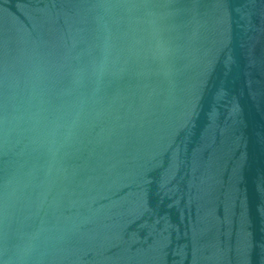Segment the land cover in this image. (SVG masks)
I'll use <instances>...</instances> for the list:
<instances>
[{
  "label": "water",
  "instance_id": "water-1",
  "mask_svg": "<svg viewBox=\"0 0 264 264\" xmlns=\"http://www.w3.org/2000/svg\"><path fill=\"white\" fill-rule=\"evenodd\" d=\"M0 264H264V0H0Z\"/></svg>",
  "mask_w": 264,
  "mask_h": 264
}]
</instances>
